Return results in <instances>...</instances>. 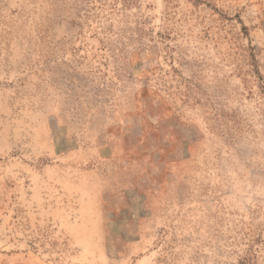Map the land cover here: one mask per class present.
Returning <instances> with one entry per match:
<instances>
[{
  "label": "rangeland",
  "instance_id": "obj_1",
  "mask_svg": "<svg viewBox=\"0 0 264 264\" xmlns=\"http://www.w3.org/2000/svg\"><path fill=\"white\" fill-rule=\"evenodd\" d=\"M0 264H264V0H0Z\"/></svg>",
  "mask_w": 264,
  "mask_h": 264
}]
</instances>
